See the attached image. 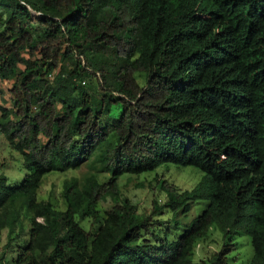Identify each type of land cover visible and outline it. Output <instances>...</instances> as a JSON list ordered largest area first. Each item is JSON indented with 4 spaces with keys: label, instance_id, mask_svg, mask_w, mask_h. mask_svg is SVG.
Here are the masks:
<instances>
[{
    "label": "trees",
    "instance_id": "trees-1",
    "mask_svg": "<svg viewBox=\"0 0 264 264\" xmlns=\"http://www.w3.org/2000/svg\"><path fill=\"white\" fill-rule=\"evenodd\" d=\"M0 80V136L25 172L10 185L0 156V231L25 235L14 264H238L242 235L264 264V0H0ZM165 164L203 175L158 179L164 203L140 214L120 179ZM82 166L65 210L38 199ZM214 225L224 245L197 262Z\"/></svg>",
    "mask_w": 264,
    "mask_h": 264
},
{
    "label": "rangeland",
    "instance_id": "rangeland-1",
    "mask_svg": "<svg viewBox=\"0 0 264 264\" xmlns=\"http://www.w3.org/2000/svg\"><path fill=\"white\" fill-rule=\"evenodd\" d=\"M12 87V82L1 81L0 80V102L7 107L11 106V94L9 89ZM3 97V98H2ZM0 156L6 157L7 162L11 164L4 168L3 172L7 175L8 183L11 185H16L21 181L25 172L24 170L13 164L15 160L14 155L9 152L6 147V143L2 136H0ZM19 168V170H18ZM89 171L87 166H82L77 170H71L66 172H53L48 174L44 180L43 184L38 191V199L45 201H52L53 204L65 210L66 206L64 199L62 198V190L64 181L72 177H83ZM18 175V177L16 176ZM202 171L198 168L192 166H176L174 164H165L156 170L146 172L140 175H125L120 179V189L124 196L131 199L133 204L138 207V212L143 215H147L152 210V202L157 199L159 202L163 203L165 200V193L158 187V179L168 180L172 184H176L180 189H192L201 179ZM105 180L108 176H103L102 179ZM108 199L104 207L108 206L109 209L113 206ZM206 201H198L192 208V210L182 218L181 227L179 230V235L182 234L186 225L202 213L203 209L206 207ZM102 209V208H101ZM170 213H167L162 219H169ZM23 225L25 228L28 227L29 221L22 217ZM81 225L86 229L96 230L98 223L92 221L91 219H85L81 221ZM213 226L210 230V236L201 241L195 250V260L196 261H206L209 260L212 254L224 245L223 233ZM18 231V230H17ZM8 228L0 231V264H14V258L17 256L18 250L20 249L19 244L24 240L25 235L21 234V238L18 237L13 242L8 241ZM236 241L240 244L236 252L233 253L234 258L232 263L238 264H249L250 259L253 255V246L251 243V238L247 235H242L236 238ZM9 243V244H8Z\"/></svg>",
    "mask_w": 264,
    "mask_h": 264
},
{
    "label": "clouds",
    "instance_id": "clouds-1",
    "mask_svg": "<svg viewBox=\"0 0 264 264\" xmlns=\"http://www.w3.org/2000/svg\"><path fill=\"white\" fill-rule=\"evenodd\" d=\"M168 181V180H167ZM169 182V181H168ZM170 183V182H169ZM165 201V200H164ZM161 203V202H160ZM164 203V202H163ZM217 228V227H216ZM238 249H240V248H238ZM196 250V249H195ZM196 261V260H195ZM198 262V261H197Z\"/></svg>",
    "mask_w": 264,
    "mask_h": 264
}]
</instances>
